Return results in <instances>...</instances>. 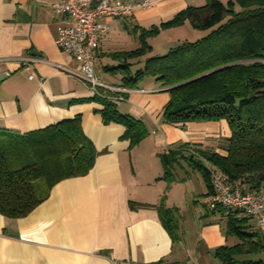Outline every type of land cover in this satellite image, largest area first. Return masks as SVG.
<instances>
[{
	"label": "crops",
	"instance_id": "0c3cea01",
	"mask_svg": "<svg viewBox=\"0 0 264 264\" xmlns=\"http://www.w3.org/2000/svg\"><path fill=\"white\" fill-rule=\"evenodd\" d=\"M152 1L128 17L100 18L107 31L94 72L100 82L127 89L124 99L114 103L146 129L143 138L130 143L121 138L122 124L103 122L101 103L73 74L77 60L56 45L58 17L52 0H0V131L22 134L79 115L98 151L88 173L58 182L26 216L0 214V264H147L161 259L223 264L215 248L237 242L226 234L224 210L208 208L213 192L207 193L203 175L185 156L177 155L178 164L168 173L162 162L163 153L182 150L183 144L225 155L230 135L226 122L168 123L162 110L169 94L160 82L145 77L133 87L123 86L122 66L128 64L133 73L145 59L206 33L188 21L159 27L205 0ZM153 27L158 32L145 37L146 53L123 57L140 48L141 32ZM24 58H32L30 70L22 66ZM161 208L176 221L177 241L160 217ZM248 224L256 230L252 220Z\"/></svg>",
	"mask_w": 264,
	"mask_h": 264
},
{
	"label": "trees",
	"instance_id": "16d2710c",
	"mask_svg": "<svg viewBox=\"0 0 264 264\" xmlns=\"http://www.w3.org/2000/svg\"><path fill=\"white\" fill-rule=\"evenodd\" d=\"M184 21L206 33L145 59L143 67L133 73L128 64L122 66L123 86L133 87L145 77L160 82L169 94L162 110L168 123L226 122L230 135L225 155L192 146L194 155L191 145L183 144L182 150L162 154L166 172L178 164L177 155L185 156L203 175L208 194L213 189L204 162L230 180L257 186L264 181V0H205L203 5L180 10L159 27ZM157 32L158 27L143 30L142 46L123 57L143 56L145 37ZM100 92L104 94L93 98L102 105L98 111L103 122L122 124L121 138L137 143L146 134L144 124L117 109L111 98L117 93ZM97 153L79 115L22 134L0 131V214L26 216L58 182L88 173ZM223 214L226 234L237 242L215 248L214 255L223 264H264L252 258L264 252V241L257 228H249L251 219L235 211L224 210ZM160 217L172 240L177 241V224L170 211L161 208ZM147 264L177 263L161 259Z\"/></svg>",
	"mask_w": 264,
	"mask_h": 264
},
{
	"label": "built area",
	"instance_id": "2783aa9c",
	"mask_svg": "<svg viewBox=\"0 0 264 264\" xmlns=\"http://www.w3.org/2000/svg\"><path fill=\"white\" fill-rule=\"evenodd\" d=\"M152 0H52L51 9L58 17L55 43L58 48L77 60L79 67L73 72L93 95H102L101 90L117 93L115 102L123 100L127 89L99 81L94 72V59L101 37L106 33L105 21L100 18L128 17L137 9L152 6ZM32 58H24L22 66L30 70ZM33 72L29 73L32 78ZM193 153V152H192ZM213 194L207 201L210 209L221 208L235 211L250 218L264 241V181L250 186L241 180H230L216 169H209Z\"/></svg>",
	"mask_w": 264,
	"mask_h": 264
},
{
	"label": "rangeland",
	"instance_id": "374dc122",
	"mask_svg": "<svg viewBox=\"0 0 264 264\" xmlns=\"http://www.w3.org/2000/svg\"><path fill=\"white\" fill-rule=\"evenodd\" d=\"M227 0H224V2H226ZM153 40H159V38L157 37V38H154ZM192 146H194V145H191V147ZM190 147V148H191ZM191 152H193V154L195 155L196 154V151L193 149V147H192V150L191 149H189ZM206 150V149H205ZM210 173V172H209ZM197 174V176H199L198 175V173H196ZM200 179V178H199ZM193 187H194V184H193ZM252 258L253 259H256V260H262V261H264V252H260V253H258V254H255V255H252Z\"/></svg>",
	"mask_w": 264,
	"mask_h": 264
}]
</instances>
